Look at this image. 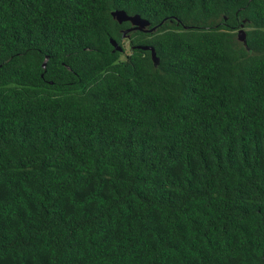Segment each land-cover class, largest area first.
<instances>
[{"label": "trees", "instance_id": "obj_1", "mask_svg": "<svg viewBox=\"0 0 264 264\" xmlns=\"http://www.w3.org/2000/svg\"><path fill=\"white\" fill-rule=\"evenodd\" d=\"M0 264H264V0H0Z\"/></svg>", "mask_w": 264, "mask_h": 264}, {"label": "water", "instance_id": "obj_2", "mask_svg": "<svg viewBox=\"0 0 264 264\" xmlns=\"http://www.w3.org/2000/svg\"><path fill=\"white\" fill-rule=\"evenodd\" d=\"M112 16L114 18V20H116L119 24H123V23H130L132 25L131 28L127 29L124 32V38L127 37L128 33L132 32V31H139L142 33H152L155 32L157 30V27H151V23L142 18L140 15L136 14V15H129L126 11L124 10H117L112 12ZM238 40L240 42H242L245 46H247V33L245 31L244 28V24L242 25L241 29L238 32ZM111 44L114 48V52H120L123 53L124 52V48L114 39H111ZM140 50H144V51H150L151 52V57L153 60V63L156 67H158L160 65V59L157 56V52L155 50L154 47L152 46H137L134 47Z\"/></svg>", "mask_w": 264, "mask_h": 264}, {"label": "flooded vegetation", "instance_id": "obj_3", "mask_svg": "<svg viewBox=\"0 0 264 264\" xmlns=\"http://www.w3.org/2000/svg\"><path fill=\"white\" fill-rule=\"evenodd\" d=\"M131 27H132V25L130 24L129 28H131ZM129 28H128V29H129ZM132 32H139V31H132ZM132 32L128 33V35H127V37H126V39H127L128 42H129L130 50H131V49H134V47H132V46L130 45V43H131V35H130V34H131Z\"/></svg>", "mask_w": 264, "mask_h": 264}, {"label": "rangeland", "instance_id": "obj_4", "mask_svg": "<svg viewBox=\"0 0 264 264\" xmlns=\"http://www.w3.org/2000/svg\"><path fill=\"white\" fill-rule=\"evenodd\" d=\"M123 43H124V45L126 47L127 53L129 54L130 53V46H129L128 40L124 41Z\"/></svg>", "mask_w": 264, "mask_h": 264}]
</instances>
